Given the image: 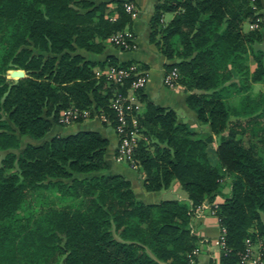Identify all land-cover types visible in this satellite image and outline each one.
Returning a JSON list of instances; mask_svg holds the SVG:
<instances>
[{
  "label": "trees",
  "instance_id": "16d2710c",
  "mask_svg": "<svg viewBox=\"0 0 264 264\" xmlns=\"http://www.w3.org/2000/svg\"><path fill=\"white\" fill-rule=\"evenodd\" d=\"M111 1V0H110ZM0 0V264H189L198 238L189 222L202 202H215L224 229V249L210 264H240L244 240H260L264 258V105L247 89L245 61L264 78V60L254 44L260 0H156L147 20L148 42L175 68L185 104L209 134L199 135L175 111L148 101L130 111L140 135L132 158L146 191L175 180L187 201L137 198L127 178L108 174L107 139L91 129L46 133L70 106L103 113L114 130L109 99L125 95L134 70L119 81L96 75L97 66L137 70L146 66L112 55L90 60L79 51L100 53L105 39L130 24L123 2L112 0ZM115 12L110 19L109 14ZM171 17L161 22L164 14ZM122 47V46H121ZM24 72V76L16 79ZM232 71L239 84L229 81ZM106 122V121H103ZM16 133L40 143L19 147ZM212 135L215 163L208 159ZM227 189L223 192V189ZM56 201L41 200V192ZM220 198L217 200V198Z\"/></svg>",
  "mask_w": 264,
  "mask_h": 264
},
{
  "label": "crops",
  "instance_id": "0c3cea01",
  "mask_svg": "<svg viewBox=\"0 0 264 264\" xmlns=\"http://www.w3.org/2000/svg\"><path fill=\"white\" fill-rule=\"evenodd\" d=\"M138 9L136 18L131 19L129 28L134 32L136 47L129 51H118V49L112 46H107L104 50L96 55H90L88 52L79 51L85 58L90 60H103L106 55H112L119 61L131 60L138 64L146 66L147 81L143 88V93L148 101L156 103L161 106H168L172 108L177 117V121L184 122L187 126L199 135L209 134V129L206 124L199 122L196 119L193 110L189 109L185 104L186 93L180 86H175L173 89L164 87L161 83V77L164 72L163 64L166 62L164 57L160 55L153 43L148 42V28L147 20L149 17V10L141 9L145 7L150 0H130ZM259 17L253 23H244L242 25L244 30L257 28L260 32L261 38L254 44L256 49H259L262 53V59L264 60V5H260L258 10ZM171 17L169 14L168 19ZM166 20V19H165ZM255 23V26L252 24ZM245 25V28H244ZM89 54V55H88ZM247 67L246 81L248 83L246 90H241L238 93L233 94L231 102L237 104L239 97L248 94L250 98L261 96L264 105V78L252 81L250 76L256 67L254 58L249 54L245 61ZM240 75L237 72L232 71V76L229 81L239 84ZM243 77V76H242ZM241 77V78H242ZM85 123H75L71 125L70 133L81 129H91L99 132L103 137L107 139V145L105 146L104 160L110 172L119 173L128 179L130 187L134 195L146 203H156L161 199H168L166 194L168 190L171 193L176 194L173 198L187 201L186 192L181 189L178 182L173 180L167 188L158 191H146L142 186V175L138 170H132L125 165L115 162L112 158V151L115 148L116 136L113 130L107 126L87 127L88 121ZM90 122V121H89ZM264 122V119H263ZM69 133V132H68ZM217 138L212 135V141L208 145L207 155L211 164L215 163V156L213 150L216 146ZM227 189H223L226 192ZM220 198L218 197L217 200ZM208 212V211H207ZM193 229L195 236L198 238L196 255L194 256L190 264H210L209 260L212 259V246L211 243L219 236V225L215 215L206 214L202 217L193 218ZM213 240V241H212Z\"/></svg>",
  "mask_w": 264,
  "mask_h": 264
},
{
  "label": "built area",
  "instance_id": "2783aa9c",
  "mask_svg": "<svg viewBox=\"0 0 264 264\" xmlns=\"http://www.w3.org/2000/svg\"><path fill=\"white\" fill-rule=\"evenodd\" d=\"M124 9L129 15H134L135 11L133 9V5L131 3H124ZM109 40L113 41L115 44L123 43L122 34L118 33L115 35H111ZM134 70L135 78L131 82L129 93L125 95H121L116 93L114 96L109 99V107L114 111V116L116 118V126L114 127V133L118 138L117 145V153L121 157H125L126 159H130L131 166L136 167V162L132 160V150L135 145V138L138 136V132L135 127V120L132 116H129V121L131 125V129L125 134L124 126L126 124V117L129 115L130 111L138 110L137 100L131 95L134 88H142L147 79V74L144 70H137L136 65L132 64L127 68H116L114 66L106 67L104 71V75L107 79H112L114 81H119L121 78L129 74V71ZM177 71L175 68H172L168 71H165L163 74V84L172 89L177 85ZM89 116V111L86 109L79 110L75 107H68L64 110L60 111L58 121L60 123H69L73 119L78 117H87ZM101 120L106 121V116L104 114L98 115ZM216 207L215 202H202L195 209V213H199L202 210H207L210 214L214 215V210ZM219 236L214 241V244L218 247V250L224 249V238L223 233L224 229L219 227ZM245 248L243 253L240 255L239 263L240 264H264V258L262 257V246L260 240H256L255 242L251 241L249 238L244 240ZM196 253V249H193L191 255Z\"/></svg>",
  "mask_w": 264,
  "mask_h": 264
},
{
  "label": "rangeland",
  "instance_id": "374dc122",
  "mask_svg": "<svg viewBox=\"0 0 264 264\" xmlns=\"http://www.w3.org/2000/svg\"><path fill=\"white\" fill-rule=\"evenodd\" d=\"M92 1H93V3H97L99 0H92ZM104 1H108L106 3L105 11L107 12L109 9H112L114 11L115 3L112 0L111 1L110 0H104ZM155 1L156 0H150V2L145 7H142L141 9L149 10L150 11L149 12V15H150L151 10H152V4ZM124 3H131L133 5L132 2L125 1L122 4L123 7H124ZM261 4L264 5V0H260V5ZM133 9H134L135 13H134V15H129L130 16V20L136 18L137 14H138V9L139 8H137L135 5H133ZM258 10L259 9H257V12H258ZM169 14L170 13H166V14L163 15L162 20H161L162 23H164L168 19ZM115 15H116L115 12H113L112 14H109L107 17H109L110 19H113L115 17ZM252 25L255 26V23L252 24ZM244 28H245V25H244ZM118 33H121L122 34L123 43L115 44L113 41L109 40V37H108V38L105 39V43H106L105 48L107 46H112L113 48L118 49V51H129V50H133V48L136 47V44H135V41H134L135 40V37H133L134 32L132 31L131 28L125 26L123 29L118 30L117 32L113 33L112 35H115V34H118ZM89 53H90V55H96V54H98V53H91V52H89ZM108 66H111V65H104L102 68H99V67L95 66V67H93L92 70L95 72L96 75L105 74L104 71L106 70V67H108ZM144 71L146 72V70H144ZM164 72H165V70H164ZM164 72H163V74H164ZM163 74H162V77H161V83H162V85L164 87H166L163 84V81H162ZM4 75H5V78H7V79H16L15 77L9 76L8 73H7V71H5V74ZM23 76H24V72H23ZM146 81H147V79H146ZM144 86L142 88H144ZM166 88H168V87H166ZM168 89H170V88H168ZM129 92H130V90L127 89V92L126 93H129ZM131 95L134 97L135 100H137V106H138L137 109H140L141 106H142V104H141L140 101H138L137 95L135 93H133V92H132ZM86 110L89 111V116H87V117H78L76 119H73L69 123L54 124L52 126V128L49 130V132L46 133L45 137L46 138L47 137H50L53 134L64 135V134H67L68 132L70 133V131H71L70 130V127H71L72 124H73L72 126H74L75 123H79V122L85 123L86 121H84V120H87L88 123H89L88 125H86L87 127H97V126H100V125L104 126V124H102V123H106V125L109 124V121L107 119H106V122H103V120L100 119V117L98 116L99 114H97V112L95 110H92V111L90 109H86ZM101 114H103V113H101ZM132 117L134 118L133 115H132ZM113 132H114V130H113ZM16 135H17V138H18L19 147L14 150L15 153H18L20 151V149L22 148V146L25 143H27V142H31V143L37 144V143H40V141H41V140L35 141V140L30 139L28 136H20L17 133H16ZM115 136H116V134H115ZM139 137H140V135L136 136L135 142H136V139H139ZM117 145H118V138L116 136L115 148L112 151V158H113V160L115 162L119 163V164H122V165L127 166L128 168H130L132 170H137V165H136V167H132L131 166L132 164L130 162V159H126L125 157H121V156L118 155L117 150H116L117 149ZM104 152H105V149H104ZM1 155H2V153H0V156ZM103 158H104V154H103ZM132 160H133V158H132ZM103 172L104 173H108V174H119V173H114V172L112 173V172H110V170L108 169L107 166H106V169ZM41 194H42L41 200L44 201V202L46 200L56 201V197L54 196L53 193L49 197V199L44 197L45 192L42 191ZM175 195L176 194L171 193L170 190H168V194H166V196H167L168 199H175V198H173ZM205 213L207 215L209 214V212H207V210H202L199 213H195L194 210H193V214H192L191 219H190V222H189V227H190L191 233H193L194 235H195V233H194V229L192 227L193 226L192 220H193V218H198V217H202L203 218V216L205 215ZM214 241L210 245V246H212V253L211 254H212V259L214 261H217L219 250H218V247L214 244ZM197 242L200 243V241H197ZM195 249H197V246H196ZM195 255H196V253L194 255H191L190 256L189 264L192 262V260H193V258H194Z\"/></svg>",
  "mask_w": 264,
  "mask_h": 264
},
{
  "label": "water",
  "instance_id": "95a60500",
  "mask_svg": "<svg viewBox=\"0 0 264 264\" xmlns=\"http://www.w3.org/2000/svg\"><path fill=\"white\" fill-rule=\"evenodd\" d=\"M23 76V71L21 74H19L18 76H16L15 78H19V77H22Z\"/></svg>",
  "mask_w": 264,
  "mask_h": 264
}]
</instances>
